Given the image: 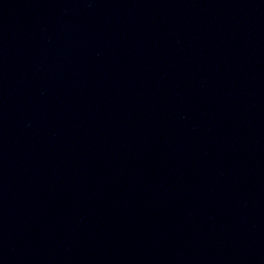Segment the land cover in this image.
Wrapping results in <instances>:
<instances>
[{
    "label": "water",
    "instance_id": "95a60500",
    "mask_svg": "<svg viewBox=\"0 0 264 264\" xmlns=\"http://www.w3.org/2000/svg\"><path fill=\"white\" fill-rule=\"evenodd\" d=\"M0 264H264V0H0Z\"/></svg>",
    "mask_w": 264,
    "mask_h": 264
}]
</instances>
